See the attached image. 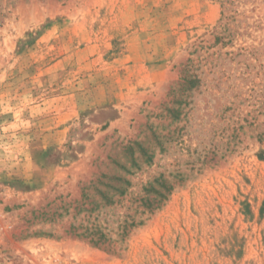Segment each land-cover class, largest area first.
<instances>
[{"label": "rangeland", "instance_id": "374dc122", "mask_svg": "<svg viewBox=\"0 0 264 264\" xmlns=\"http://www.w3.org/2000/svg\"><path fill=\"white\" fill-rule=\"evenodd\" d=\"M134 139L172 189L114 255L65 206ZM0 264H264V0H0Z\"/></svg>", "mask_w": 264, "mask_h": 264}, {"label": "trees", "instance_id": "16d2710c", "mask_svg": "<svg viewBox=\"0 0 264 264\" xmlns=\"http://www.w3.org/2000/svg\"><path fill=\"white\" fill-rule=\"evenodd\" d=\"M191 61L188 59L184 64L182 77L171 87L170 99L162 103L161 115L172 121L180 118L185 92L196 87L200 81L192 72ZM148 130L155 135L157 145L161 147L163 141L171 136V131L166 134L155 131L154 123H148ZM154 157L155 150L141 139L121 143L118 155L109 156L110 162L99 166L96 176L82 186V195L75 201L74 212L70 211V203L65 206L66 215H72L67 232L117 254L131 232L145 223L146 214L158 209L172 189V184L161 174L145 183L138 195H133V175L142 169L143 164H150ZM119 208L124 210L118 211Z\"/></svg>", "mask_w": 264, "mask_h": 264}]
</instances>
